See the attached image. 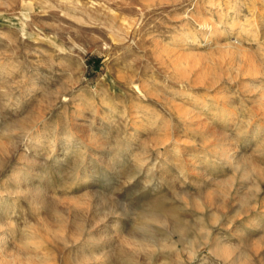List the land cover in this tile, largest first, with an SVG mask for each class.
Returning a JSON list of instances; mask_svg holds the SVG:
<instances>
[{
	"label": "rangeland",
	"instance_id": "rangeland-1",
	"mask_svg": "<svg viewBox=\"0 0 264 264\" xmlns=\"http://www.w3.org/2000/svg\"><path fill=\"white\" fill-rule=\"evenodd\" d=\"M0 264H264V0H0Z\"/></svg>",
	"mask_w": 264,
	"mask_h": 264
},
{
	"label": "bare ground",
	"instance_id": "bare-ground-1",
	"mask_svg": "<svg viewBox=\"0 0 264 264\" xmlns=\"http://www.w3.org/2000/svg\"><path fill=\"white\" fill-rule=\"evenodd\" d=\"M236 6H237V4H235ZM238 7V6H237ZM234 8H235V6H234ZM230 12V10L229 9H225V8H220V9H218V11H217V13H218V16L219 17H223L225 14H227V13H229ZM235 18V17H234ZM237 20L238 19H234V22H233V24H232V26H231V29H230V32H229V30H224V31H220V32H218V31H216V29H215V26H213V25H211L210 23H204V24H202L201 25V28H202V30H203V39L207 42V43H210V42H212L213 40H214V37H216V39H217V41H218V43H219V41L221 40V39H223V40H225V39H228L229 37H230V33H237V31H239L238 30V27H237V25H236V23H237ZM80 24V23H79ZM185 24H187V22L185 23ZM183 25V28H182V33H183V37H182V40L183 41H188L191 37H192V34H191V32H188L187 31V29H188V27H187V25ZM110 25H111V27L113 28L112 30H115V31H123L124 30V28L125 27H118V26H116V25H114V23L111 21L110 22ZM232 37V36H231ZM193 40V45H192V48L193 49H196L197 48V46L200 44V42H201V39H199V38H195V39H192ZM190 41V40H189ZM225 43V42H224ZM228 44V46H229V43H227ZM226 44V45H227ZM233 44V43H232ZM231 46V45H230ZM235 46V45H234ZM237 47V46H236ZM230 48V47H229ZM234 49V48H233ZM235 50V49H234ZM134 88H136V89H138V91H140L142 94H143V96H145V97H147L148 95L146 94V93H144L143 91H142V88H140L137 84H136V86L134 87ZM135 89V90H136ZM81 98V97H80ZM109 103V102H108ZM107 107H109L110 108V104L107 106ZM105 108V107H104ZM108 110V109H107ZM225 109L224 108H222V110H220V111H216L213 115H212V119L213 120H216V121H218V122H224V121H226V120H228V119H230L231 118V114H232V112L230 111V109H227V112H225L224 111ZM186 111V110H185ZM181 112V111H180ZM194 113V112H193ZM85 115L82 113L81 115H79L78 116V122L76 123V125L77 126H80L81 124H83V122H84V120H86L85 119V117H84ZM152 117V116H151ZM87 118V117H86ZM199 118V117H198ZM194 119V118H193ZM137 121H136V129L137 128H140V124H141V121H142V119H136ZM196 122H197V120H196ZM85 123V122H84ZM197 124V123H196ZM141 129V128H140ZM72 134V133H71ZM150 140H153V139H150ZM199 156V155H198ZM227 156V155H226ZM197 158V157H196ZM231 158V157H230ZM199 162V161H198ZM194 164H197V163H194ZM106 167V166H105ZM36 175L37 174H35L34 175V177H36ZM33 177V178H34ZM33 182V181H32ZM13 205L14 204H12L11 205V209L13 208ZM10 208V207H9ZM252 227V226H251Z\"/></svg>",
	"mask_w": 264,
	"mask_h": 264
}]
</instances>
